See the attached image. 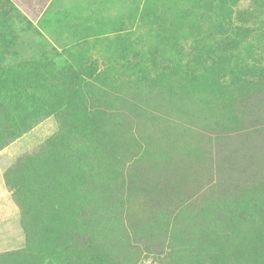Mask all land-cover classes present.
<instances>
[{
    "label": "trees",
    "instance_id": "trees-1",
    "mask_svg": "<svg viewBox=\"0 0 264 264\" xmlns=\"http://www.w3.org/2000/svg\"><path fill=\"white\" fill-rule=\"evenodd\" d=\"M239 1L203 2V17L217 9L229 22ZM251 31L236 24L217 47L199 37L184 56H161L158 70L146 65L128 77L127 69L116 76L114 68L34 58L0 65V150L49 116L58 124L4 172L25 246L0 252V264H139L157 247L153 264H264V181L255 171L249 184H237L247 170L231 173L224 148L217 147L219 181L197 207L154 208L130 224L123 197L129 162L172 158L169 146L202 161L209 151L192 144L194 127L210 144L261 117L264 72L242 55ZM232 185L238 191L229 193Z\"/></svg>",
    "mask_w": 264,
    "mask_h": 264
},
{
    "label": "rangeland",
    "instance_id": "rangeland-1",
    "mask_svg": "<svg viewBox=\"0 0 264 264\" xmlns=\"http://www.w3.org/2000/svg\"><path fill=\"white\" fill-rule=\"evenodd\" d=\"M207 1L66 0L63 15L56 19V13L52 10L54 5L51 7L45 4V0L40 3L24 0L20 9L11 0H0V22L3 25L0 26L3 35L0 42V65L34 58L58 68H114L117 69L114 71L116 76L127 69L122 75L128 77L135 68L146 65L158 70L162 65L159 60L161 56H184L185 51H191L196 41L201 40L199 37H212L211 42L216 47L225 44V36L230 35L236 24H239L252 30L251 36L244 41L249 47L242 49V55L255 69L264 72V0H240L229 14V22L217 9L211 12L210 17H203L207 9L203 2ZM184 62L186 59H183ZM261 117H249L246 120V131L227 134L224 139H214L210 144L206 142L210 137L199 133L200 129L194 127L192 143L204 145L210 150L215 144L224 148L219 155L227 154L231 158V173L234 167L237 174L245 166L247 171H243L244 177L237 184H249L255 171L259 175L256 177L264 181V117ZM57 131L58 124L54 116L34 124L0 150V165H12L17 157L37 148ZM247 131L249 133L246 134ZM211 136L215 135L212 133ZM234 147L240 148L242 152L234 150ZM219 155L217 163L214 161L210 165L214 174H217V182L221 163ZM232 186L229 193L238 191L236 189L239 187ZM206 191L202 189L201 194ZM219 193L225 194L228 191L219 190ZM4 220L0 217V252L23 248L25 236L17 221L18 217L11 218L14 224H6ZM158 249H154L147 259L143 255L139 264H153Z\"/></svg>",
    "mask_w": 264,
    "mask_h": 264
},
{
    "label": "crops",
    "instance_id": "crops-1",
    "mask_svg": "<svg viewBox=\"0 0 264 264\" xmlns=\"http://www.w3.org/2000/svg\"><path fill=\"white\" fill-rule=\"evenodd\" d=\"M11 1L19 9L20 4L24 3V0ZM31 1L34 3L41 2V0ZM65 1L45 0L44 3L51 7L54 5L52 10L58 19L63 15ZM164 143L166 142H162L163 145ZM205 149L209 151V156L205 155L202 161L177 154L169 146L166 150L174 155L172 158L142 160L138 163L129 162L127 164V175L131 174L129 177L127 176L129 187L123 193L124 211L129 223L145 222L144 214L154 208H163L169 212L189 204L197 207L200 203L198 198L203 195L201 194L202 189L208 191L209 186L216 182L217 175L210 167L212 162L216 161L217 163V144L213 147L214 160L211 159V150ZM7 166L5 164L0 165V217L2 220L5 219L6 224H14L11 218L18 217L17 221L20 224L19 208L13 201L12 193L4 181V172L9 167ZM204 178L207 180L203 181ZM116 194L120 195L119 193Z\"/></svg>",
    "mask_w": 264,
    "mask_h": 264
}]
</instances>
